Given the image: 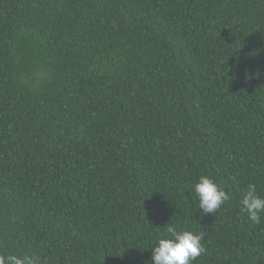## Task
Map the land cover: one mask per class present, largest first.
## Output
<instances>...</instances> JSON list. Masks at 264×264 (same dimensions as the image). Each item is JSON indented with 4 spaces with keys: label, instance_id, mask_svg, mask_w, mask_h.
Listing matches in <instances>:
<instances>
[{
    "label": "trees",
    "instance_id": "trees-1",
    "mask_svg": "<svg viewBox=\"0 0 264 264\" xmlns=\"http://www.w3.org/2000/svg\"><path fill=\"white\" fill-rule=\"evenodd\" d=\"M230 195L214 215L194 185ZM264 0H0V254L152 264L163 227L193 264H264Z\"/></svg>",
    "mask_w": 264,
    "mask_h": 264
},
{
    "label": "clouds",
    "instance_id": "clouds-1",
    "mask_svg": "<svg viewBox=\"0 0 264 264\" xmlns=\"http://www.w3.org/2000/svg\"><path fill=\"white\" fill-rule=\"evenodd\" d=\"M198 198V209L203 215H214L227 201L230 195L213 178L202 175L194 185ZM242 211L254 224L261 222L264 213V196L257 193L255 184H249L240 200ZM203 234L191 230L178 229L168 223L163 227V234L158 235L151 249L152 264H193L204 251ZM0 264H38L31 255L0 254Z\"/></svg>",
    "mask_w": 264,
    "mask_h": 264
}]
</instances>
